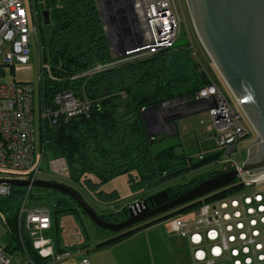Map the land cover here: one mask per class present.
Segmentation results:
<instances>
[{"label":"trees","instance_id":"obj_1","mask_svg":"<svg viewBox=\"0 0 264 264\" xmlns=\"http://www.w3.org/2000/svg\"><path fill=\"white\" fill-rule=\"evenodd\" d=\"M29 1L30 4L40 6L43 12H48L47 24L50 26L47 38L42 39L40 50V104L54 110L53 98L64 91L89 104L87 114L67 119L63 115H56L51 123L40 122V145H44L51 159L62 157L67 164V175L61 180L67 181L78 193V187L87 186L95 194L108 197L110 193L96 192L97 186L115 176L126 175L128 183L140 190L143 198L147 191L171 178L198 170L215 161L218 164V154L208 153L201 158L199 155V161H194L178 144L153 150L158 135H148L141 110L193 96L200 87L210 82L207 71L194 70L191 76L166 78L164 62L166 55L172 51L169 49L117 64L90 76L83 75L98 64L110 62L114 57L97 0ZM4 66L0 65V74H3ZM222 172V167H217L207 174H199L185 185L165 190L172 199ZM241 187L235 180L229 186L174 211L164 212L116 233L102 243L116 242L161 221L171 213L196 209L203 201L226 197L227 193ZM22 193L19 188H13L11 192L15 196ZM72 203L73 206L63 208V211H79L76 204ZM57 204L63 205L61 199L57 200ZM119 214H123L121 220L127 218L126 209ZM108 216L100 215L109 221ZM4 225L8 229L4 249L9 254L17 251L27 255L34 264L48 263V259L41 257L34 249L30 237L18 230L16 215L6 218ZM52 232L55 235L52 239L54 251L67 252L66 248L60 249L56 228L51 223L49 235ZM78 247L74 245L71 249Z\"/></svg>","mask_w":264,"mask_h":264},{"label":"built area","instance_id":"obj_2","mask_svg":"<svg viewBox=\"0 0 264 264\" xmlns=\"http://www.w3.org/2000/svg\"><path fill=\"white\" fill-rule=\"evenodd\" d=\"M108 1L112 12L111 24L118 29V50L112 48L113 60L98 64L83 75L90 76L126 61L173 49L178 18L170 0H132V13L129 10L131 0ZM31 36L37 43L40 59L37 29L29 27L24 1L0 0V65L13 67L27 64ZM188 50L197 57L191 45ZM38 77L40 80V70ZM53 102L54 110L40 104L41 123H51L56 115L67 119L89 111L87 102L66 91L56 94ZM155 108V112L147 115V128L160 130L161 133L173 129L169 121L179 116L181 111H204L209 120L207 129L224 154L222 170L236 169V180L242 186L264 182V170L257 173L241 171V165L231 159L238 144L245 138L246 130L240 114L211 76L210 82L200 87L193 96L178 98ZM141 110L144 113L147 109ZM33 121V86L15 80L0 83V180L34 181L42 173L41 160L47 153L44 145L36 149ZM48 169L49 176L61 179L68 171L62 157L50 159ZM13 188L0 182V195H10ZM30 190L28 186L20 211L16 214L17 228L30 237L34 249L41 257L47 258L48 263L58 262L70 253L54 251V243L49 236L52 223L50 209L25 206ZM194 214L192 218L173 220L178 235L190 245L194 264H264V192L255 188L251 193L237 197L203 201ZM4 217L6 219L7 216L0 215V225H4ZM87 263V259L81 260V264ZM0 264L34 263L27 255L17 251L9 254L4 244H0Z\"/></svg>","mask_w":264,"mask_h":264},{"label":"rangeland","instance_id":"obj_3","mask_svg":"<svg viewBox=\"0 0 264 264\" xmlns=\"http://www.w3.org/2000/svg\"><path fill=\"white\" fill-rule=\"evenodd\" d=\"M24 6L27 11L29 27L31 30L33 27L37 29V36L39 39V44L41 45L42 39H46L50 30L48 24L43 23L42 9L35 3H31L29 0H23ZM171 8L177 15L178 18V29L177 37L174 43L172 51L165 57L164 67H165V77H186L191 76L193 71L196 72L204 71L206 64L200 62V57L205 55L196 32L193 27L192 19L189 13V9L185 0H170ZM106 30L107 25L105 24ZM191 45L195 51L196 56L191 55L188 50V46ZM112 47V46H111ZM30 55L28 63L25 65L16 64L15 66H4L3 74H0V83H10L14 80L29 82L34 88V136L36 149L40 146V102H39V52L38 46L34 39V36L30 37ZM113 51V50H112ZM114 53V52H113ZM207 55V54H206ZM205 64V65H204ZM208 72V71H207ZM221 78V77H220ZM222 89L225 90L231 104L235 107L236 111L240 114L242 123L246 130L245 141L238 144L236 152L231 155V159L237 163L242 164L246 158L247 148L254 141L253 138L256 137V133L249 123L248 119L245 117L243 111L235 101L234 97L226 87L225 83H220ZM178 124L179 130L177 134L172 135L174 129L168 130V135L162 136V134H157L158 137L153 143V150H159L165 146L172 144H178L189 154L194 161H199L203 156L208 155L205 150L207 147L212 146V150L218 154V164L214 163L206 165L198 170L188 171L180 176L171 178L165 183L159 185L157 188L147 191L146 196H150L153 193L164 190L166 188H175L181 185H185L192 181L199 174H207L209 171L216 169L217 167H222V161L225 159L224 154L221 149L215 143L212 132L208 131L207 125L209 124L208 117L204 111H195L190 113V111H181L179 116H176L170 121L175 125V121L180 120ZM169 121V122H170ZM183 126L184 129L181 127ZM180 127L183 129L181 130ZM207 131L211 135V139L214 141L215 145L211 141H204V137ZM172 135V136H170ZM196 136H199L202 140L198 141ZM198 152H203V154L197 156ZM51 157L44 155L41 160V170L42 173L38 175L37 179L41 180H55L60 183L69 185L65 180H61V177H51L48 175V162ZM22 178V177H19ZM22 190V195L15 196L10 195H0V215L7 216L6 218H11L18 214L20 207L23 202L24 195L27 191V187H14V190ZM76 188V186H75ZM264 192V182L257 185H243L240 189L232 190L227 193L226 197H237L243 195L244 193H251L254 189ZM80 195L85 199V201L99 214V215H109V222L118 223L122 221V215L119 213H124V210L132 203L140 200L143 193L133 188L127 181L126 175H118L112 179L100 184L96 188L97 191H102L105 193H110L107 196L98 195L92 192L89 187L83 186L77 189ZM61 199L62 204H57V200ZM28 201L25 206L28 208L33 207H47L50 209L51 221L53 226L57 229L59 237L65 238V241L69 240L70 243H82L86 242L93 245V243L98 240H102L107 237H113L116 233L108 230H102L97 228L89 218L81 211L71 212L63 211V208L73 206L72 201L65 197L62 193H57L49 189L31 187L30 193L28 195ZM195 209H187L180 212L171 213L162 220L164 222H171L175 218H192L194 217ZM5 219V217H4ZM7 228L4 225H0V244H4L7 239ZM52 239L55 238L54 232L50 235ZM77 238V239H76ZM80 239V241H79ZM63 242V241H62ZM81 245V244H80Z\"/></svg>","mask_w":264,"mask_h":264},{"label":"water","instance_id":"obj_4","mask_svg":"<svg viewBox=\"0 0 264 264\" xmlns=\"http://www.w3.org/2000/svg\"><path fill=\"white\" fill-rule=\"evenodd\" d=\"M198 40L217 73L253 127L256 138L247 148L241 171L257 173L264 170V0H185ZM107 38L117 51L118 29L111 24L112 12L108 0H97ZM132 0L129 10L132 13ZM44 24L48 12L42 13ZM151 106L143 113L155 112ZM174 132L175 125L171 124ZM148 135L160 134L151 131ZM237 170H227L194 185L175 198L160 190L145 196L127 207V218L118 223L100 215L71 186L53 180H0L12 187H38L66 195L79 211L99 229L119 233L164 212L200 199L232 184ZM154 206V207H151Z\"/></svg>","mask_w":264,"mask_h":264},{"label":"crops","instance_id":"obj_5","mask_svg":"<svg viewBox=\"0 0 264 264\" xmlns=\"http://www.w3.org/2000/svg\"><path fill=\"white\" fill-rule=\"evenodd\" d=\"M200 59V62L206 64L205 70L208 71L212 80L227 96L220 84L223 81L208 56L205 54L203 57H200ZM180 121L181 119L175 121L176 131L173 132L172 135L178 133V124ZM181 127L184 129L183 126ZM181 127L180 129L183 130ZM205 133L204 141H212L215 145L214 141L211 139V135L207 131H205ZM160 134L165 137L168 135L167 132ZM255 138L256 137H254L253 140H255ZM196 139L198 141L202 140L199 136H196ZM243 141H245V138ZM181 149L183 150L182 147ZM207 149L205 153L214 152L212 146L207 147ZM198 153L197 156L203 154V152ZM215 162L212 163L216 165ZM55 234L59 239L60 249L66 248L70 255L58 262L47 264H81V260L83 259L88 260L87 264H194L191 258L190 245L185 239L178 235L173 220L167 223L161 220L155 224L143 227L116 242L102 243L111 238L107 237L98 240L91 246L85 241L82 243H70L69 240L65 241L64 237L60 239L57 229ZM74 245H79V247L72 250L71 247Z\"/></svg>","mask_w":264,"mask_h":264},{"label":"flooded vegetation","instance_id":"obj_6","mask_svg":"<svg viewBox=\"0 0 264 264\" xmlns=\"http://www.w3.org/2000/svg\"><path fill=\"white\" fill-rule=\"evenodd\" d=\"M151 207H154V206H151Z\"/></svg>","mask_w":264,"mask_h":264}]
</instances>
